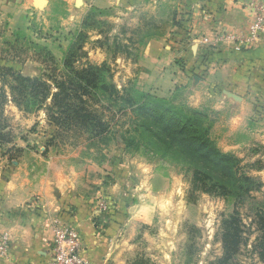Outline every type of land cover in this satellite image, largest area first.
<instances>
[{
	"label": "crops",
	"instance_id": "0c3cea01",
	"mask_svg": "<svg viewBox=\"0 0 264 264\" xmlns=\"http://www.w3.org/2000/svg\"><path fill=\"white\" fill-rule=\"evenodd\" d=\"M250 1L62 0L73 11L173 15L177 24L170 20L169 31L154 30L140 45L138 87L210 114L209 138L222 152L264 137V36L243 48L225 39L249 35ZM36 5V0H0V22L5 16L8 30H25ZM17 140L24 151L16 159L11 151H0V243L6 239L0 264H48L56 218L78 233L86 264H132L137 229L169 203L164 177L124 157L123 150L104 151L102 163L67 164L45 144L29 150V141ZM102 199L108 205L103 212Z\"/></svg>",
	"mask_w": 264,
	"mask_h": 264
},
{
	"label": "rangeland",
	"instance_id": "374dc122",
	"mask_svg": "<svg viewBox=\"0 0 264 264\" xmlns=\"http://www.w3.org/2000/svg\"><path fill=\"white\" fill-rule=\"evenodd\" d=\"M35 9L33 15L29 16L25 30H8L5 16L0 22V151H11L13 160L16 159L24 151L17 147L20 144L17 139L20 138L29 141L26 147L29 150H38L45 144L48 150L65 158L67 164L84 165L87 161L102 163L104 151L120 154L123 150L124 157L130 155L164 177L163 195H169V203L164 202L152 223L137 229L132 239V245L136 248L133 263L216 264L215 260L222 256V247L217 238L220 221L235 211L241 218L247 243L246 248L232 255L229 262L264 264V260L257 255L260 250L252 252L254 240L264 235V137L248 141L230 152L219 150L234 156L239 173L254 178L260 184L258 190L250 192L249 197L235 205L232 198L191 192L188 163L183 164L172 156L161 158L154 148H148L149 152L145 154V139L139 135V131L134 132L141 122L136 114L127 112L126 116L125 111L113 115L115 109L110 112L90 104L92 108L89 111H98L102 115L101 120L108 125L106 134L99 139L83 129L75 130L73 126H54L49 118L51 113L47 112L49 99L40 109L30 111L23 109L25 104L21 105L22 110H18L11 101L9 86H14L12 76L40 78L48 83L51 93L55 92L51 79H61L63 70L60 62L73 34L80 29L86 34L82 49L85 56L76 54V68L105 65L108 83L119 91L134 89L142 92L137 84L140 45L154 30L159 33L169 31V21L174 24L173 15L164 13L156 19L148 14L124 15L92 7L73 11L62 0H48L36 5ZM157 98L176 109L191 110L181 98ZM196 112L203 117L204 123L211 124L210 114ZM128 134L135 143H142L138 151L125 149L123 140L126 143ZM188 225L200 232L191 237L186 230Z\"/></svg>",
	"mask_w": 264,
	"mask_h": 264
},
{
	"label": "trees",
	"instance_id": "16d2710c",
	"mask_svg": "<svg viewBox=\"0 0 264 264\" xmlns=\"http://www.w3.org/2000/svg\"><path fill=\"white\" fill-rule=\"evenodd\" d=\"M85 40L83 30L73 34L60 62L63 70L61 79H51L55 91L53 93L48 83L40 78L12 76L14 86H9V89L14 106L22 110L21 105L25 104V111L38 110L49 99L47 112L51 113L49 118L54 126H73L75 130L83 129L92 134L93 138L99 139L106 134L108 125L101 120L102 115L98 111H89L92 108L90 104L110 112L115 109L113 115L125 111L126 116L127 112L136 114L141 122L134 132L139 131V135L145 139L143 152L146 154L148 148H154L161 158L172 156L183 164L188 163L191 192L200 191L215 197L232 198L235 205H238L249 197L250 192L259 189L257 180L239 173L234 156L223 154L214 147L209 138L211 124L204 123L203 117L196 111L176 109L165 100L134 89L119 91L107 82L105 65L76 68L78 59L74 57L76 54L85 56L82 53ZM123 143L126 150L138 151L142 146V143H135L129 134L126 143L124 140ZM242 228L241 218L235 211L221 219L217 238L222 247V256L215 260L216 264H228L232 255L246 248L247 239ZM186 230L191 237L200 232L191 225ZM254 242L252 252L260 250L257 255L260 260H264V235H260L259 240L256 238Z\"/></svg>",
	"mask_w": 264,
	"mask_h": 264
},
{
	"label": "built area",
	"instance_id": "2783aa9c",
	"mask_svg": "<svg viewBox=\"0 0 264 264\" xmlns=\"http://www.w3.org/2000/svg\"><path fill=\"white\" fill-rule=\"evenodd\" d=\"M248 9L252 14L249 35L241 37L225 36V39H229L240 48L264 36V0H251ZM203 43H207V40L204 39ZM107 208L106 200L102 199L98 204V210L103 212ZM51 231L52 239L48 251V264H86L82 243L75 229L60 218H56L51 223ZM5 249L6 239L3 238L0 243V252L4 253Z\"/></svg>",
	"mask_w": 264,
	"mask_h": 264
},
{
	"label": "water",
	"instance_id": "95a60500",
	"mask_svg": "<svg viewBox=\"0 0 264 264\" xmlns=\"http://www.w3.org/2000/svg\"><path fill=\"white\" fill-rule=\"evenodd\" d=\"M36 4L37 5H42L43 4V0H36Z\"/></svg>",
	"mask_w": 264,
	"mask_h": 264
}]
</instances>
